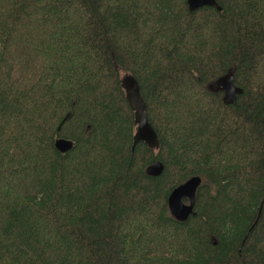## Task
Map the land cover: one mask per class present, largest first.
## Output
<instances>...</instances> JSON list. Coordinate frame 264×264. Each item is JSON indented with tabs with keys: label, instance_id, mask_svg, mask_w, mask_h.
<instances>
[{
	"label": "trees",
	"instance_id": "trees-1",
	"mask_svg": "<svg viewBox=\"0 0 264 264\" xmlns=\"http://www.w3.org/2000/svg\"><path fill=\"white\" fill-rule=\"evenodd\" d=\"M217 1L0 0V264H264V0ZM127 72L158 147L132 148Z\"/></svg>",
	"mask_w": 264,
	"mask_h": 264
},
{
	"label": "water",
	"instance_id": "water-1",
	"mask_svg": "<svg viewBox=\"0 0 264 264\" xmlns=\"http://www.w3.org/2000/svg\"><path fill=\"white\" fill-rule=\"evenodd\" d=\"M190 10L202 5H213L221 9L217 0H186ZM121 85L126 91V97L134 110L136 131L133 136L132 148L137 142L143 141L149 147L155 148L159 145L158 133L149 120L146 112V102L141 93L138 79L132 73H124L121 76ZM208 88L213 91L222 90L223 101L226 103H236L237 94L242 93L243 88L235 83L234 74L229 71L220 76L214 83H210ZM74 140L58 136L55 139V146L61 152H67L74 146ZM164 164L160 160H154L150 163L146 172L150 175H158L162 172ZM202 182L201 175H193L182 183L175 186L167 197V203L171 214L177 220H185L194 211L196 202V193Z\"/></svg>",
	"mask_w": 264,
	"mask_h": 264
},
{
	"label": "rangeland",
	"instance_id": "rangeland-1",
	"mask_svg": "<svg viewBox=\"0 0 264 264\" xmlns=\"http://www.w3.org/2000/svg\"><path fill=\"white\" fill-rule=\"evenodd\" d=\"M129 73H131V72H129ZM133 74V73H132ZM134 75V74H133ZM135 76V75H134ZM136 77V76H135ZM132 108V107H131ZM134 111V110H133ZM193 176V175H192Z\"/></svg>",
	"mask_w": 264,
	"mask_h": 264
},
{
	"label": "bare ground",
	"instance_id": "bare-ground-1",
	"mask_svg": "<svg viewBox=\"0 0 264 264\" xmlns=\"http://www.w3.org/2000/svg\"><path fill=\"white\" fill-rule=\"evenodd\" d=\"M223 75H225V74H223ZM223 75H221V76H223ZM217 79H218V78H217ZM217 79H216V80H217ZM153 161H154V160H153ZM151 163H152V162H151Z\"/></svg>",
	"mask_w": 264,
	"mask_h": 264
}]
</instances>
